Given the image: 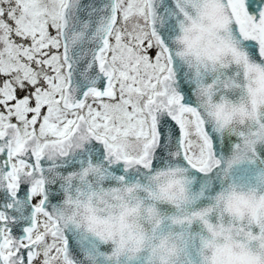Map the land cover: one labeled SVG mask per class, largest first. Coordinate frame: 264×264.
<instances>
[{"label":"snow or ice","instance_id":"snow-or-ice-1","mask_svg":"<svg viewBox=\"0 0 264 264\" xmlns=\"http://www.w3.org/2000/svg\"><path fill=\"white\" fill-rule=\"evenodd\" d=\"M254 84L264 0H0V264H105L117 241L81 212L158 170L184 174L197 208L233 163L249 179L264 165ZM193 217L191 247L208 223ZM213 264L251 262L225 245Z\"/></svg>","mask_w":264,"mask_h":264},{"label":"clouds","instance_id":"clouds-1","mask_svg":"<svg viewBox=\"0 0 264 264\" xmlns=\"http://www.w3.org/2000/svg\"><path fill=\"white\" fill-rule=\"evenodd\" d=\"M232 104L238 108L239 97ZM230 115L233 121L241 118L239 112ZM229 159L225 158V169ZM245 165L246 161L232 164L227 179L203 208L191 203L195 189L184 174L163 169L141 179L131 191L98 194L91 204L98 211L87 217L81 212V223L106 236L111 233L117 241L112 246L117 254L110 252L112 259L105 264H213L225 245L251 264H264V180L258 179L264 176V165L253 166L249 179L237 178L236 170ZM165 205L172 211L163 213ZM193 212L203 213L208 221L198 225L195 247L188 241ZM93 215L97 219L89 224Z\"/></svg>","mask_w":264,"mask_h":264},{"label":"water","instance_id":"water-1","mask_svg":"<svg viewBox=\"0 0 264 264\" xmlns=\"http://www.w3.org/2000/svg\"><path fill=\"white\" fill-rule=\"evenodd\" d=\"M248 167H249V165H245L244 167L237 169V170H236V175L241 174V172H242L243 170L247 169Z\"/></svg>","mask_w":264,"mask_h":264}]
</instances>
